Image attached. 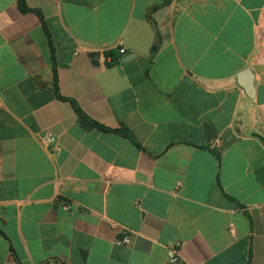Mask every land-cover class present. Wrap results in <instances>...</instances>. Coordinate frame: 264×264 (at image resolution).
<instances>
[{
	"label": "crops",
	"instance_id": "1",
	"mask_svg": "<svg viewBox=\"0 0 264 264\" xmlns=\"http://www.w3.org/2000/svg\"><path fill=\"white\" fill-rule=\"evenodd\" d=\"M21 2L0 0V264H264V0Z\"/></svg>",
	"mask_w": 264,
	"mask_h": 264
},
{
	"label": "built area",
	"instance_id": "2",
	"mask_svg": "<svg viewBox=\"0 0 264 264\" xmlns=\"http://www.w3.org/2000/svg\"><path fill=\"white\" fill-rule=\"evenodd\" d=\"M119 51L121 53L124 52V48H120ZM41 140L44 143L50 144L52 145V149L55 150L56 149V137L49 131H46L44 134H42L40 136ZM63 208L65 210L69 209V205L66 202H63ZM117 243H125V244H129L130 243V237L126 234V232H123V236L116 239ZM180 243H176L174 246H172L169 250V262L172 263H180V260L178 258L177 255V248L179 247Z\"/></svg>",
	"mask_w": 264,
	"mask_h": 264
},
{
	"label": "trees",
	"instance_id": "3",
	"mask_svg": "<svg viewBox=\"0 0 264 264\" xmlns=\"http://www.w3.org/2000/svg\"><path fill=\"white\" fill-rule=\"evenodd\" d=\"M18 5L22 6V2L21 0H18ZM109 56V52L105 53ZM76 111L78 113V117L80 122L87 127H97V128H103L101 125H99L98 123H96L95 121H93L92 119H90L89 117H87L85 114H83L78 108H76ZM121 134L125 135V136H129V131L125 128H120L118 130Z\"/></svg>",
	"mask_w": 264,
	"mask_h": 264
},
{
	"label": "water",
	"instance_id": "4",
	"mask_svg": "<svg viewBox=\"0 0 264 264\" xmlns=\"http://www.w3.org/2000/svg\"><path fill=\"white\" fill-rule=\"evenodd\" d=\"M133 56H134L133 53H132V54L124 55V56L120 59V61H121V62H125L126 60L130 59V58L133 57ZM97 57H98V54H95V55H94V58H97ZM245 72H246V71H245ZM240 85L243 86V87H246V84H244V83H240ZM0 94H1V90H0Z\"/></svg>",
	"mask_w": 264,
	"mask_h": 264
}]
</instances>
